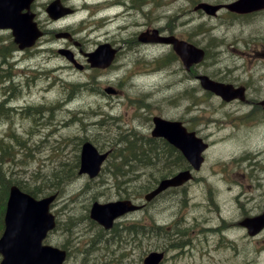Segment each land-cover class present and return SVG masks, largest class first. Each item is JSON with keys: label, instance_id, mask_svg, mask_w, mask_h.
Instances as JSON below:
<instances>
[{"label": "rangeland", "instance_id": "rangeland-1", "mask_svg": "<svg viewBox=\"0 0 264 264\" xmlns=\"http://www.w3.org/2000/svg\"><path fill=\"white\" fill-rule=\"evenodd\" d=\"M86 1L90 9H82L71 17L70 24L76 27L95 14L100 23L107 22L105 19L110 16L111 25L84 26L87 28L80 30V35L84 36L85 49L109 39L120 42L121 53L109 69L89 67L84 72L74 68L59 72L56 96L62 99L58 115L63 119L58 117L57 132L49 135L45 127L32 133L26 132L32 127L17 129L29 139L32 148L36 145L31 153V147L29 152H20L17 142L4 137L8 129L0 126V219L11 183L44 194L62 188L53 208L61 224L49 241L67 246V264H144L150 251L180 246L182 239L201 244L197 234L202 225L217 223L213 215L220 216L223 226L225 218L231 216L237 222V230H243L240 222L244 218L264 211V119L261 112L249 116L251 106L243 102L226 103L205 91L196 76L206 73L235 84L248 83V98L263 99L264 13L239 18L224 9L208 17L193 7L200 1L216 4L233 0H145L127 20L112 21V16L130 8L132 0ZM109 2L114 5L104 7ZM132 20L137 25L121 26L132 24ZM146 23L204 46L206 60L186 70L178 58L172 57L169 47L139 39L140 32L146 29L141 25ZM163 57L169 60L164 63ZM72 81L93 82L95 87L72 92L68 89ZM108 87L115 88L117 95L108 93ZM154 115L182 120L211 142L206 162L192 181L147 201L145 194L164 175L179 171L180 166L173 167L162 160L134 173L129 184L123 181L130 178L127 173L114 174L110 170L118 164L116 158L106 162L95 179L78 174V155L84 140L91 139L100 149H109L128 132L150 134ZM126 195L146 205L120 219L119 227L152 223L166 232L161 235L160 231H138L132 235L124 230L119 234L122 241L107 243L108 235L90 218V208L94 201L107 202ZM184 225L187 227L182 229ZM179 232L181 239H176L174 234ZM239 243L245 245V241ZM239 243L235 246L244 252L232 251L235 264H241L246 255L255 251L253 244L241 248ZM177 250L172 248L162 264H229L228 250L222 251L226 255L216 254L219 256L214 262L196 250L188 254ZM261 257L263 260L257 264H264V254Z\"/></svg>", "mask_w": 264, "mask_h": 264}, {"label": "flooded vegetation", "instance_id": "flooded-vegetation-1", "mask_svg": "<svg viewBox=\"0 0 264 264\" xmlns=\"http://www.w3.org/2000/svg\"><path fill=\"white\" fill-rule=\"evenodd\" d=\"M112 4L114 3L109 2L104 7ZM52 5L59 7L54 15L49 12ZM138 5L137 0H132L130 8L127 7L118 15L112 16L111 20H127L126 18L133 16V11L138 12ZM16 6L17 14L16 9L10 6L9 0L0 1V26H38L40 35L34 39L32 45L21 48L15 40L13 29L0 27V124L8 126L7 137L12 141L18 140L21 132L18 133L16 129L19 127H32L26 130L27 133H32L35 130L39 131L41 127L51 128L58 123V117H61L58 113L62 100L56 96L57 85L60 81L59 72L75 68L62 50L73 51L77 61L84 64L83 72L87 71L90 65L87 63L85 53L95 48L85 49V39L80 35V30L87 28L84 26L111 25L110 16L105 19L107 22L100 23L95 18V14L91 15L87 21L79 22L76 27L70 24L68 21L71 17L77 15L82 9H90L91 5L86 0L82 2L81 0H18ZM134 21L132 20L133 23L130 25L121 26H135L137 23ZM146 24L141 25L145 26V31L150 32L155 28L151 23ZM103 42H109L115 46L118 49L117 57L119 56L122 48L119 41L107 39ZM244 85L250 89L248 83ZM249 103L253 111L256 101L251 99ZM167 164L170 163L167 162ZM213 218L217 220V223L202 225L197 234V237L202 240L201 244L184 239L181 241V247L165 248L167 256L172 248L173 250L181 248L182 253L188 254L196 250L202 254L203 258L209 257L207 261L214 262L219 256L216 254L220 252L222 254L223 250H228L226 260H229V264H235L232 251L244 252V250H239L240 248L236 247L235 243L245 241V245L239 243L241 248L247 244L250 246L253 244L255 251L248 254L249 256L246 255L241 264H257L258 261L263 260L261 255L264 254V228L251 232L242 226L241 221L240 228L243 230L239 231L237 222L231 216L225 218L224 226L220 222V216L213 215ZM182 219L187 220L184 216ZM185 227L187 226L184 225L183 229ZM183 233L188 234L187 231ZM235 237H238L237 241ZM253 240L256 241L253 242Z\"/></svg>", "mask_w": 264, "mask_h": 264}, {"label": "water", "instance_id": "water-1", "mask_svg": "<svg viewBox=\"0 0 264 264\" xmlns=\"http://www.w3.org/2000/svg\"><path fill=\"white\" fill-rule=\"evenodd\" d=\"M18 0H9L10 6L18 9L16 2ZM13 5V6H12ZM226 7L232 10L245 12L264 7V0H238L226 4ZM220 5L215 6L208 3H200L197 8H204L208 13H215ZM17 30L16 34L20 39L21 30L25 26H13ZM20 33V34H19ZM158 33V31H156ZM164 41L172 42L177 53L182 57L188 68L193 63L200 62L204 58V50L198 48L192 43L179 40L175 36L162 37ZM71 59L72 56L67 54ZM114 57V50L108 46H100L95 52L90 53L89 60L94 66L105 67L110 64ZM202 85L226 100H231L237 96L244 98L243 88L235 89L232 85H227L212 80L208 75H200ZM154 134L165 136L171 143L180 148L187 156L192 166L199 169L204 158L202 152L207 147L203 139L196 136L195 132H188L180 122L170 121L161 117H155ZM107 154H99L97 149L89 142L84 144L82 151V161L80 173H89L91 177L96 176L102 162ZM192 178L190 170L165 178L160 185L146 195L151 200L160 192L171 186H178ZM54 196L36 200L30 194L23 192L18 186L11 187L10 197L7 203L5 216V231L0 238V253L3 259L0 264H64L67 259V251L53 245L44 244L43 240L49 230L56 225L55 216L50 212V203ZM137 206L132 205L129 200H120L101 204L95 202L91 217L106 228L113 225V220L128 210H134ZM264 224V215L258 219ZM164 253L152 251L145 258L146 264H158L163 259Z\"/></svg>", "mask_w": 264, "mask_h": 264}, {"label": "trees", "instance_id": "trees-1", "mask_svg": "<svg viewBox=\"0 0 264 264\" xmlns=\"http://www.w3.org/2000/svg\"><path fill=\"white\" fill-rule=\"evenodd\" d=\"M152 145H153L152 141H147V143L143 142L142 144H139L137 142H131V141L130 142H126L123 147L118 148V146H117V148H118V150L116 149L117 150V160L121 159L124 163H129V162H131L133 160H136V161L140 162L143 165H147V164L151 163L152 155H154V152L152 150ZM119 150H120V152L121 151L122 152L118 156ZM127 150L129 152H126L124 154L123 152L127 151ZM127 153L133 154V158L130 155H128ZM119 157H121V158H119ZM121 160H119L120 163L122 162ZM120 163H118L117 165H119ZM115 174H117V172H115ZM61 178L63 179L64 176H61ZM33 191L36 192L35 190H32V192ZM141 228H142L143 232L146 231V230H148L147 233L151 232V228L150 227H145L143 225V226H141ZM101 230H103V229H101ZM114 230H115V232L112 230V232H114V235H117V233H121L122 232V229H118L117 226L114 228ZM127 231L129 233H133L134 234V233H137V231H140V227L132 226L131 229H127ZM61 246L63 248H67V246H65V245H61Z\"/></svg>", "mask_w": 264, "mask_h": 264}, {"label": "bare ground", "instance_id": "bare-ground-1", "mask_svg": "<svg viewBox=\"0 0 264 264\" xmlns=\"http://www.w3.org/2000/svg\"><path fill=\"white\" fill-rule=\"evenodd\" d=\"M127 6V5H126ZM131 7V6H130ZM48 31V30H47ZM9 50V49H8ZM141 52V51H140ZM169 83V82H168ZM168 85V84H167ZM171 85V84H170ZM165 86V85H164ZM166 87V86H165ZM164 88V87H163ZM149 105V104H148ZM18 108H19V106H18ZM244 108V107H243ZM20 109V108H19ZM16 112V111H15ZM18 112V111H17ZM251 112V111H250ZM52 113V112H51ZM20 117V116H19ZM47 119V118H46ZM263 150V149H262ZM261 151V150H260ZM262 152V151H261ZM260 153V152H259ZM257 154V153H256ZM246 155V154H245ZM259 155V154H258ZM262 155H264L263 153H262ZM141 156V155H140ZM262 158V157H261ZM150 161V160H149ZM212 193V192H211ZM209 195V194H208ZM179 228V227H178ZM204 230V229H203ZM180 233V232H179ZM172 234V233H171ZM183 240V239H182ZM179 242V241H178ZM172 244V243H171ZM179 244V243H178Z\"/></svg>", "mask_w": 264, "mask_h": 264}]
</instances>
